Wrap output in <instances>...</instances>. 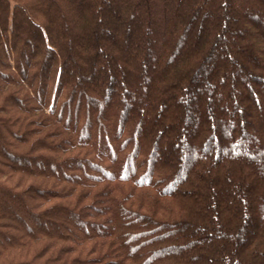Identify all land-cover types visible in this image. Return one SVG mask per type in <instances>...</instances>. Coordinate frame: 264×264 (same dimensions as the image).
Wrapping results in <instances>:
<instances>
[{
  "label": "trees",
  "instance_id": "16d2710c",
  "mask_svg": "<svg viewBox=\"0 0 264 264\" xmlns=\"http://www.w3.org/2000/svg\"><path fill=\"white\" fill-rule=\"evenodd\" d=\"M0 264H264V0H0Z\"/></svg>",
  "mask_w": 264,
  "mask_h": 264
}]
</instances>
